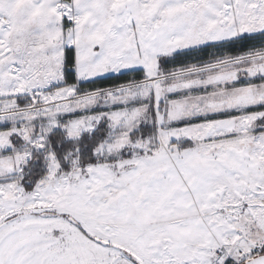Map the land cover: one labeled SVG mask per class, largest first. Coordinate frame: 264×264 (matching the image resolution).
Listing matches in <instances>:
<instances>
[{
	"label": "snow or ice",
	"instance_id": "obj_1",
	"mask_svg": "<svg viewBox=\"0 0 264 264\" xmlns=\"http://www.w3.org/2000/svg\"><path fill=\"white\" fill-rule=\"evenodd\" d=\"M0 264H264V0H0Z\"/></svg>",
	"mask_w": 264,
	"mask_h": 264
}]
</instances>
